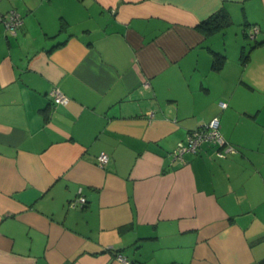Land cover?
Returning <instances> with one entry per match:
<instances>
[{
    "label": "crops",
    "instance_id": "obj_1",
    "mask_svg": "<svg viewBox=\"0 0 264 264\" xmlns=\"http://www.w3.org/2000/svg\"><path fill=\"white\" fill-rule=\"evenodd\" d=\"M220 9L231 23L205 35ZM10 10L23 22H0V264H262L264 0H0ZM213 117L225 144L173 161Z\"/></svg>",
    "mask_w": 264,
    "mask_h": 264
},
{
    "label": "built area",
    "instance_id": "obj_2",
    "mask_svg": "<svg viewBox=\"0 0 264 264\" xmlns=\"http://www.w3.org/2000/svg\"><path fill=\"white\" fill-rule=\"evenodd\" d=\"M0 22L4 24L9 34H15L17 29L21 26L23 19L16 10H10L5 14L0 12ZM258 29L257 25L250 26L249 36L254 38ZM144 85L148 86V83H145ZM49 94L55 104H65L68 101L67 96L62 93L58 87H53ZM219 105L221 108H225L227 106L224 101H220ZM205 142H211L217 145L225 144L220 131V122L218 117H213L206 124L190 130L187 133L186 138L183 141L178 142L176 147L170 152L172 160L183 161L184 153L196 152ZM234 151L235 148L232 145H225L224 152L229 153ZM224 152L218 151V155L222 156L224 155ZM107 161V153L103 151L100 152L97 156L98 165L104 166ZM77 202L83 205L86 202V199L84 196H78L76 199H73L70 204L74 206ZM117 258L124 264H129V261L120 254L117 255Z\"/></svg>",
    "mask_w": 264,
    "mask_h": 264
},
{
    "label": "trees",
    "instance_id": "obj_3",
    "mask_svg": "<svg viewBox=\"0 0 264 264\" xmlns=\"http://www.w3.org/2000/svg\"><path fill=\"white\" fill-rule=\"evenodd\" d=\"M231 23V17L228 14V12L224 9H220L216 11L214 14L210 15L206 19L202 20L198 23L196 26L201 32H203L205 35L215 33L219 30H221L223 27ZM246 31V29H245ZM249 32V31H248ZM246 31V35H247ZM257 34V33H256ZM256 36V35H255ZM256 38V37H254ZM225 59V56L215 52L213 53V59H212V66L214 68H219L221 64L223 63ZM264 264V262H262Z\"/></svg>",
    "mask_w": 264,
    "mask_h": 264
},
{
    "label": "rangeland",
    "instance_id": "obj_4",
    "mask_svg": "<svg viewBox=\"0 0 264 264\" xmlns=\"http://www.w3.org/2000/svg\"><path fill=\"white\" fill-rule=\"evenodd\" d=\"M234 24H235L234 28H236V31H238V33H240L243 30V23L239 22V21H237V22L235 21ZM247 33H248V35L244 37V40H246V42L250 43V44L254 43L255 38H251L249 36L248 30H247Z\"/></svg>",
    "mask_w": 264,
    "mask_h": 264
}]
</instances>
